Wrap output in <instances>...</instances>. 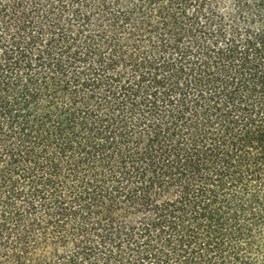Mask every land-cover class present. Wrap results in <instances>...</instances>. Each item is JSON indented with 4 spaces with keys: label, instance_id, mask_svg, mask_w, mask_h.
I'll return each instance as SVG.
<instances>
[{
    "label": "trees",
    "instance_id": "16d2710c",
    "mask_svg": "<svg viewBox=\"0 0 264 264\" xmlns=\"http://www.w3.org/2000/svg\"><path fill=\"white\" fill-rule=\"evenodd\" d=\"M0 264H264V0H0Z\"/></svg>",
    "mask_w": 264,
    "mask_h": 264
}]
</instances>
